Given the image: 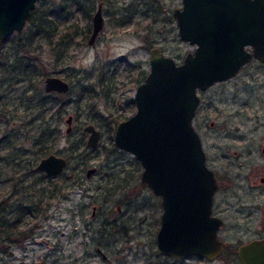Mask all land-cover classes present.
Returning a JSON list of instances; mask_svg holds the SVG:
<instances>
[{"label":"rangeland","instance_id":"1","mask_svg":"<svg viewBox=\"0 0 264 264\" xmlns=\"http://www.w3.org/2000/svg\"><path fill=\"white\" fill-rule=\"evenodd\" d=\"M101 1L104 27L91 44L92 16ZM59 3L37 0L35 6L54 11L49 17L58 25L56 33L68 40L66 56L57 57L42 39L31 52L13 53L11 40L0 48V54L8 50L19 59L10 72L0 66V219L18 220L9 237L0 233V264H240L228 257L212 262L160 252L161 196L142 182L136 155L114 142L116 123L137 109L134 95L150 70V48L159 45L178 62L195 48L181 38L173 14L182 0H83V9L92 5L91 15L76 6L55 15ZM28 62L36 69L29 71L34 78L21 80L17 76ZM48 75L68 79L72 87L51 92L41 104L34 88L37 82L44 88ZM198 93L193 124L205 150L253 155L261 149L264 62L253 58L236 75ZM70 114L73 128L66 132ZM90 122L102 133L94 148L83 130ZM76 141L86 146L77 147ZM44 145H50L46 153L40 149ZM49 152L69 159L56 176L35 168ZM92 166L97 169L88 177ZM93 204L99 206L95 216Z\"/></svg>","mask_w":264,"mask_h":264},{"label":"water","instance_id":"2","mask_svg":"<svg viewBox=\"0 0 264 264\" xmlns=\"http://www.w3.org/2000/svg\"><path fill=\"white\" fill-rule=\"evenodd\" d=\"M36 1L0 0V48L24 27ZM173 14L181 38L195 48L181 62L159 45L150 48V70L134 95L137 109L116 123L114 142L136 155L143 165L142 182L161 196L159 251L178 258L196 254L213 259L223 250L218 235L222 221L212 214L218 183L193 124L201 101L198 90L231 78L253 58L264 62V0H182ZM104 22L101 1L92 16L89 43L96 41ZM70 88L71 82L62 76L45 77L47 92ZM66 122L70 132L72 114ZM83 130L88 132V146L96 147L101 130L92 122ZM68 162L65 155L50 152L35 168L56 176ZM96 169L89 167L86 175ZM96 208L93 205L92 215ZM238 251L245 264H264V238L252 239Z\"/></svg>","mask_w":264,"mask_h":264},{"label":"flooded vegetation","instance_id":"3","mask_svg":"<svg viewBox=\"0 0 264 264\" xmlns=\"http://www.w3.org/2000/svg\"><path fill=\"white\" fill-rule=\"evenodd\" d=\"M211 151L205 150L206 162L213 169L218 183L213 196L212 214L222 221L218 235L223 241V250L213 259L196 254L188 257L212 262L228 257L245 264L239 256V247L252 239L264 238V143L253 155L252 151L244 150L241 153L235 150L233 154L221 151L215 155ZM98 208L97 205L92 216L96 215ZM234 235L237 242L233 244L230 238Z\"/></svg>","mask_w":264,"mask_h":264},{"label":"trees","instance_id":"4","mask_svg":"<svg viewBox=\"0 0 264 264\" xmlns=\"http://www.w3.org/2000/svg\"><path fill=\"white\" fill-rule=\"evenodd\" d=\"M72 6H76L78 9H83V0H60L59 6L57 8L60 9V11L55 12V15H58L61 11H68ZM85 14L91 15L92 5L89 3L87 7L84 9ZM54 11L49 10L46 13L41 11L39 7L35 6L30 15L27 17V26L25 28H22L20 31H17L16 37L15 35L13 37H8L6 40H11V47L13 49V53H18V49H25L28 52H31L32 49L35 47V43L39 40H44L52 45L51 49L54 51V53L57 55V57L66 56L68 53V46L67 43L68 40H65L64 35L62 34V37L60 36V33H56L58 25L53 24V19L49 16H53ZM91 27V25H88V29ZM58 35V37H57ZM62 38V39H61ZM5 40V41H6ZM3 45V44H2ZM66 46V47H65ZM2 47V46H1ZM16 47V48H15ZM58 48H61L60 54L57 53ZM65 49V51H64ZM12 59L13 63H10L9 60ZM19 61V59L12 58V56L9 54V51H2L0 54V66H8L5 67L4 72H10L12 69H15L17 67L9 68V66H12L14 62ZM23 61V60H20ZM28 61V60H26ZM27 67L25 69H22L20 71V74L17 76L19 79H28L32 80L33 74L30 72H35V68H28V65H32L29 62L26 64ZM41 82H37L36 87L34 88L35 94L41 99V104H45L46 100L52 96L53 93L47 92L44 90ZM58 113H61V109H58ZM75 144L80 146L81 144L86 146V142L76 141ZM50 145H44L40 149L43 153H46L49 150ZM44 189L41 190L38 194L39 201H42L44 199ZM51 195H48L50 197ZM3 201H0V207L1 203ZM5 204V203H4ZM18 220L15 221H6L3 218L0 219V233L4 234V236L9 237L10 233L12 231L16 230V223Z\"/></svg>","mask_w":264,"mask_h":264}]
</instances>
